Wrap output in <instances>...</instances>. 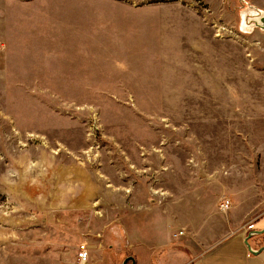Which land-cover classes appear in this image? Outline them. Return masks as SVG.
<instances>
[{
	"label": "rangeland",
	"instance_id": "rangeland-1",
	"mask_svg": "<svg viewBox=\"0 0 264 264\" xmlns=\"http://www.w3.org/2000/svg\"><path fill=\"white\" fill-rule=\"evenodd\" d=\"M263 18L264 0H0V264H77L80 244L165 264L259 218Z\"/></svg>",
	"mask_w": 264,
	"mask_h": 264
},
{
	"label": "crops",
	"instance_id": "crops-1",
	"mask_svg": "<svg viewBox=\"0 0 264 264\" xmlns=\"http://www.w3.org/2000/svg\"><path fill=\"white\" fill-rule=\"evenodd\" d=\"M228 201L229 207L227 210L230 208V200ZM227 210L219 211L226 212ZM235 214L236 218L225 225L226 229L225 227L220 228L219 231L223 234L217 240L208 244L204 250L191 258H188L184 252H178V255H175L174 251H171L169 262L165 264H264V250L254 255L248 251L245 243V240H247L253 250H258L264 246V231L249 236L251 231L264 229V212L259 218L250 223H237L241 220L237 218L239 215ZM183 234L184 232H182ZM132 262L135 264L134 258H132L131 264Z\"/></svg>",
	"mask_w": 264,
	"mask_h": 264
},
{
	"label": "built area",
	"instance_id": "built-area-1",
	"mask_svg": "<svg viewBox=\"0 0 264 264\" xmlns=\"http://www.w3.org/2000/svg\"><path fill=\"white\" fill-rule=\"evenodd\" d=\"M229 207V201L228 200H222L218 203V208L221 211L227 210ZM76 261L77 264H89L90 263V257L88 248L85 244H80L76 249Z\"/></svg>",
	"mask_w": 264,
	"mask_h": 264
},
{
	"label": "water",
	"instance_id": "water-1",
	"mask_svg": "<svg viewBox=\"0 0 264 264\" xmlns=\"http://www.w3.org/2000/svg\"><path fill=\"white\" fill-rule=\"evenodd\" d=\"M263 27H264V18H263ZM264 231V229H262V230H256V231H251L250 233H249V236L250 235H252V234H254V233H262ZM245 243H246V245H247V249H248V251L249 252H251L252 254H258V253H260L262 250H264V246H262L261 248H259L258 250H253V249H251V247L249 246V244L247 243V240H245ZM132 264H134L133 262H132Z\"/></svg>",
	"mask_w": 264,
	"mask_h": 264
}]
</instances>
